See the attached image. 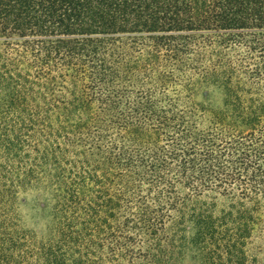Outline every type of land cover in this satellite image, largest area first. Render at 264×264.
Wrapping results in <instances>:
<instances>
[{"label": "trees", "instance_id": "obj_1", "mask_svg": "<svg viewBox=\"0 0 264 264\" xmlns=\"http://www.w3.org/2000/svg\"><path fill=\"white\" fill-rule=\"evenodd\" d=\"M263 30L264 0H0V80L26 64L0 108V264H174L185 236L168 227L206 193L229 204L181 216L201 262L264 264L247 253L264 228ZM210 78L227 92L214 114L195 101ZM32 201L40 230L19 213Z\"/></svg>", "mask_w": 264, "mask_h": 264}, {"label": "rangeland", "instance_id": "obj_2", "mask_svg": "<svg viewBox=\"0 0 264 264\" xmlns=\"http://www.w3.org/2000/svg\"><path fill=\"white\" fill-rule=\"evenodd\" d=\"M12 38H14V36ZM5 43V37L0 33V62L6 59L9 63L11 62L10 59H8L10 55L8 53L5 54ZM241 49L244 50V48ZM12 64L13 66H11V71L7 72L8 74L0 80V108L4 105V100H6L8 96L14 92L16 83L14 78L15 74L23 73L26 70L25 62L18 64L17 62L13 63L12 60ZM18 65L19 69L17 68ZM241 86H243V84L240 85V87ZM246 89L247 88H245V90ZM196 90V103L205 108L209 114H214V112L223 109L227 92L220 81H216L213 78H210L208 81H200L197 84ZM207 93L209 94V98H207ZM0 151H2V149H0ZM41 166L45 167V164H42ZM30 185L33 188L32 190H35L36 192H45V189H43L46 186L44 180L34 181ZM228 204V201L222 196L213 193H206L203 196L192 200V202L188 204L187 208H183L181 210L180 214L175 217V220L168 227V231L170 233L177 232L179 235L184 234L185 236V241L181 240L180 237L177 239L178 241H182L184 245H181L180 251L175 254L174 264H204V262H201L200 260V256H202L203 252L198 249V239L195 238V228H197V225L192 223L190 219L182 223V214L185 213L186 218H188V214H195V210H213L215 214H220L222 210L228 207ZM18 206L22 221L27 224V226L30 228L36 227L39 230L44 227L43 222H45V219L41 217L43 213H40L37 210V202L32 201L27 204L19 203ZM206 222L209 223L210 221L207 220ZM222 225V222H216V226L221 227ZM262 230V232H256L253 236L247 253L251 256L259 258L261 261H264V228ZM199 244H201L200 241ZM258 248H261L260 251L257 250ZM217 256L218 255H214L213 257ZM215 260L216 259L212 260V263H217ZM207 264H209V261H207Z\"/></svg>", "mask_w": 264, "mask_h": 264}]
</instances>
